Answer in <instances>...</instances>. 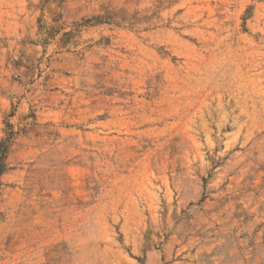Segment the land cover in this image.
<instances>
[{
	"label": "rangeland",
	"instance_id": "obj_1",
	"mask_svg": "<svg viewBox=\"0 0 264 264\" xmlns=\"http://www.w3.org/2000/svg\"><path fill=\"white\" fill-rule=\"evenodd\" d=\"M0 264H264V0H0Z\"/></svg>",
	"mask_w": 264,
	"mask_h": 264
},
{
	"label": "trees",
	"instance_id": "obj_2",
	"mask_svg": "<svg viewBox=\"0 0 264 264\" xmlns=\"http://www.w3.org/2000/svg\"><path fill=\"white\" fill-rule=\"evenodd\" d=\"M10 147H11V142L9 139H5L0 142V186H1V178L9 170V165L7 161H8Z\"/></svg>",
	"mask_w": 264,
	"mask_h": 264
}]
</instances>
